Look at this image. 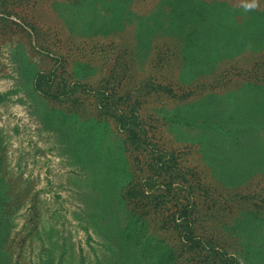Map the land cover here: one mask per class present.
<instances>
[{
	"label": "rangeland",
	"instance_id": "374dc122",
	"mask_svg": "<svg viewBox=\"0 0 264 264\" xmlns=\"http://www.w3.org/2000/svg\"><path fill=\"white\" fill-rule=\"evenodd\" d=\"M81 1L0 0L5 264H131L136 254L142 264H264V176L249 191H231L213 180L204 162L213 147L212 127L224 129L234 115L237 86L249 78L245 68L252 60L212 59L216 72L193 80L205 51L184 54V10L171 20L175 8L159 0H120L117 12L130 11L131 17L116 27L115 46L92 39L89 30L105 28L107 17L98 10L93 21ZM150 5L149 17H137ZM155 9L165 16L157 18ZM199 18V33L206 35L217 18ZM246 20L264 23L254 14ZM258 67L254 80L262 76ZM38 73L46 76L37 81ZM75 83L104 86L114 97L80 86L67 96ZM37 84L59 98L48 99ZM211 102L213 113L207 112ZM86 140L93 152L99 145L109 153L100 167L89 163L99 168L96 176L83 163ZM165 167L175 176L169 188L171 178L163 170L156 174ZM141 179L149 207L134 192L122 202L118 195Z\"/></svg>",
	"mask_w": 264,
	"mask_h": 264
},
{
	"label": "trees",
	"instance_id": "16d2710c",
	"mask_svg": "<svg viewBox=\"0 0 264 264\" xmlns=\"http://www.w3.org/2000/svg\"><path fill=\"white\" fill-rule=\"evenodd\" d=\"M84 1L90 2L92 0ZM96 1L102 2L106 7H108L107 20L104 25L105 28L101 29L100 31H97L96 29H90L89 33L92 39L95 42H98L96 44H101L102 40H105L107 42L111 41L112 45L117 46L119 40L115 36L113 37V35L119 33L120 30L116 29V27L120 24L126 26L129 22L128 18L131 17V12H117L118 8L120 7V0ZM148 1L155 4L156 0ZM159 1L165 3L166 8L168 9L175 8L168 13V15H171V20L173 18H177V14L182 10H184L186 14L184 15L186 16L185 23L182 26V33H184L183 41L186 42L187 45V49L184 54H189L191 51H194L198 47H200L201 50L205 51V56L201 59L200 63L197 64V67L195 68L196 72L192 76L193 80H197L201 75L205 73L216 72L215 70H217V64H215L212 59H215L217 62L232 58H242L243 60L249 59L250 61L252 60V64L250 63L245 68L247 71H250L249 78L246 79V82L241 83L239 86H237L236 95L238 100L234 115L229 117L228 124L224 127V129L218 131V129H220L221 127H212V133L214 132L213 147L211 148V152H208L207 154L204 153L205 165L211 170L213 175L212 178L214 181L221 183L224 187L231 191L239 192L240 189H245L243 191H249L250 186L264 176V23L262 21L256 20L255 24H248L249 22H247L246 20V15L254 14L256 16L264 17V0H257V8L249 12L244 11V9L241 7V4L244 2V0ZM198 1H202L205 4L204 8H201V5L198 4ZM146 6H149V3H146ZM152 10H154V7L151 8L150 5V7L146 11H142V15H138V13H136L138 15L137 17H149L151 15L149 14V11L152 12ZM160 14L161 16H165L164 12L155 9V16H157V18L160 17ZM200 15H204L207 18H210L211 16L217 18L214 19L215 23L211 27L212 30H209V32L205 33L206 35L199 33L201 31L200 28H203L202 24H196L197 21L195 19H200ZM239 21H242V23H239ZM226 27H235V30L231 31L229 28V34H222L223 29H226ZM216 28L218 30H215ZM169 29L173 30L174 27H170ZM200 36H202V39L200 38ZM196 41L198 43L195 44ZM258 66L261 67L260 75L262 76L256 78L257 80H254V71ZM64 72L67 75H70L72 72V68H69L67 65L66 67H64ZM48 75L49 74H47V76ZM44 76H46L45 73H38L35 79L38 81ZM63 82L64 81L62 79V83ZM58 83H60L61 86V82L59 81ZM73 85H76V83L70 86ZM70 86L68 88L70 90L67 96L76 93V89H78L77 87L80 86L89 93L94 92L95 94H97L100 92H105L109 97H114L113 92H110V90L106 89L104 86L99 87L98 89L94 87L95 90L92 88L90 89L87 84L76 85L71 88ZM37 88L48 99L59 98L51 96L49 94L51 90L48 88H39L38 84ZM46 89H48V91H46ZM157 89L158 90L156 91L162 90L169 94H172L174 92L172 89L164 86H157ZM184 99L185 97L182 98V100ZM184 102L186 103V100ZM214 104L215 103L213 102L209 103V105L207 106V112H215ZM108 105H111L112 110H115V107L112 104ZM121 111L124 112L123 109H121ZM137 114L138 121L141 125L139 112ZM143 130L144 129L141 128V131ZM221 132L224 133L223 140L221 139ZM87 136L88 135L86 134V137ZM85 142L86 143L84 144L81 143L83 145L84 151L83 163L85 164L86 168H88L89 171H91L96 176L98 175L99 168L94 169L89 165V163L96 161V165H98L96 167H100V164L106 163L109 153H104L103 147H100L99 145L94 148L93 152V149L91 148V146H89L87 140ZM111 148L112 146L110 145L108 151H111ZM212 159H214V161ZM150 165L153 164L150 163ZM153 166H151V170L154 169L152 168ZM162 170L164 174L171 178V181L165 184V186L169 188L173 185L175 176L173 175L172 169H170V167H165L164 169L160 170L157 169L156 174L158 173L159 176L160 171ZM177 174L178 175L176 176H179L181 179H184L186 183H188V180L185 177L186 175L183 176V174L179 170ZM136 181L137 180H131L126 187L125 193L118 196L121 197L122 202H125L130 199L131 192H134L136 195H139V201L142 200L143 202H140V205L149 207L152 202H150L149 196L147 197L144 194L145 190L143 188L144 185L141 182L142 179L139 182ZM246 186L248 187L244 188ZM104 187L106 189H109V183L105 182ZM112 188L114 190L113 185ZM189 188L192 189L191 186H189ZM151 196L154 197L155 193H153ZM107 197H109V195L105 196L106 206L109 199ZM162 197V195H158L157 198L160 199ZM117 200L118 197L116 193L114 200L112 198L111 202H117ZM1 227L5 226L1 225L0 222V239L3 233ZM2 252L3 251H0V264H5L6 258L5 255L2 254ZM133 259V263L131 264H142V261L145 262V260L137 254L136 256L133 255Z\"/></svg>",
	"mask_w": 264,
	"mask_h": 264
},
{
	"label": "crops",
	"instance_id": "0c3cea01",
	"mask_svg": "<svg viewBox=\"0 0 264 264\" xmlns=\"http://www.w3.org/2000/svg\"><path fill=\"white\" fill-rule=\"evenodd\" d=\"M80 4H83L85 7L89 8L90 10H92V12L94 14L93 21H95L96 18H97V11L98 10H101V11L105 12L106 17L108 15V13H107L108 7H106L102 2H98L96 0H92L90 2H86V1L82 0L80 2ZM90 25H92V23H90Z\"/></svg>",
	"mask_w": 264,
	"mask_h": 264
},
{
	"label": "clouds",
	"instance_id": "9594fccd",
	"mask_svg": "<svg viewBox=\"0 0 264 264\" xmlns=\"http://www.w3.org/2000/svg\"><path fill=\"white\" fill-rule=\"evenodd\" d=\"M257 6H258L257 0H244V2L241 4V7L246 12L255 10L257 8Z\"/></svg>",
	"mask_w": 264,
	"mask_h": 264
}]
</instances>
